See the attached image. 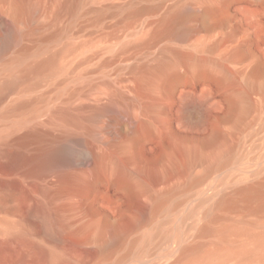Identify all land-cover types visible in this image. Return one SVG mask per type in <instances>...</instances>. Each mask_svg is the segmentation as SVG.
<instances>
[{"label": "bare ground", "instance_id": "bare-ground-1", "mask_svg": "<svg viewBox=\"0 0 264 264\" xmlns=\"http://www.w3.org/2000/svg\"><path fill=\"white\" fill-rule=\"evenodd\" d=\"M74 1L71 6H68V2L64 6L72 9ZM228 1L204 0L205 5L198 13L179 10L176 14L159 19L150 38L139 46L148 45L160 37L186 38L190 30L183 23L193 15L203 18L201 26L205 30V39L212 35H228L231 38L232 32L224 33L227 22L224 12ZM10 2L13 20L26 14V0ZM210 19L214 21L210 24L220 26L217 30H211L216 26L208 25L206 20ZM217 31L218 34H214ZM233 43H229L223 59L245 82L250 93L257 91L264 94V64L258 59L251 60L246 46ZM203 47L204 50L213 52L216 45ZM192 52L184 54L178 48H165L160 52L156 64L140 69L137 75L140 88L138 87L139 91L136 90L138 92L131 102L139 106L143 116L161 111L156 102L145 100L146 96L143 95L160 91L164 97H168L181 80L180 69L178 70L180 65L185 64L194 78L206 77V67L210 61L208 63L205 58H197ZM53 61L54 56H50L24 67L22 75L10 74L0 83V99L7 92L16 89L23 78L31 73L35 75L43 72ZM211 72L212 75L214 72ZM225 76L226 74H220V80ZM242 93H234L229 97L227 113L219 117L218 122L238 124L243 120L250 104L247 96ZM208 102L209 98L205 97L198 104L200 115L196 120L190 119L186 109L185 122L208 129ZM28 104L29 101H18L7 111L16 112L15 110H21ZM257 105L262 112L264 97ZM107 106L110 105L100 106L101 109L97 111H103ZM189 107L190 104L187 105ZM62 115V121H74L68 113L63 112ZM150 120L144 117L134 126L128 121L126 128L119 129V132L125 133V138L117 142L113 152H95L91 161L85 164L87 167L83 165L78 168L70 167L67 161L69 155L66 153L63 154H66L65 161L68 163H64L63 155L58 154L56 148L52 149L54 147L47 150L39 146L41 155H35L32 160V156L27 158L24 149L30 140H43L44 136L34 127L18 133L27 120L13 121L0 139V264H162L173 255L175 257L168 264H226L229 260H234L232 264H246L252 260L264 264V136H260L263 133L261 131L256 135L264 127L255 131L256 134L247 131V135H250L248 140L222 148L218 144L225 139V134L218 130V122L214 121L208 136L191 145L182 146L190 161V168L194 164H200L203 165V170L198 175L190 173L183 185L157 190L155 186L158 182H163L169 168L161 160L149 159L143 155L145 142L153 132ZM160 138L165 140L173 138V135L166 132ZM27 159L31 160L38 176H45L43 170L55 168L61 162L67 168L59 172L58 181L43 178L44 186L41 185L35 192L24 194L20 182L11 180L7 175L17 171L16 168ZM56 183L58 188L53 190L51 187ZM101 183L128 199L123 208L120 203L121 213L117 217L102 216L96 210L92 198L100 193ZM197 194L200 196L197 203L194 207L193 204L190 205L191 210L188 214L185 213V218L190 219V223L176 224L179 212L183 210L180 207L187 198ZM19 196L22 204L17 206L15 201ZM60 196L69 199L71 196H79L81 201L57 206ZM143 196H146V202H142ZM74 209L77 210L81 223L73 234L88 233L87 238L76 243L64 235L71 227L65 219L68 212ZM228 212L236 213L237 216L230 218ZM131 213L133 216L129 215ZM248 216L252 219H248ZM190 237L199 241L190 242ZM202 239H207L208 242H202Z\"/></svg>", "mask_w": 264, "mask_h": 264}, {"label": "rangeland", "instance_id": "rangeland-1", "mask_svg": "<svg viewBox=\"0 0 264 264\" xmlns=\"http://www.w3.org/2000/svg\"><path fill=\"white\" fill-rule=\"evenodd\" d=\"M72 1L74 0H26V14L17 21L13 20L10 14V0H0V83L10 74L22 75L24 67L54 56L49 68L35 75L29 74L20 81L16 89L7 92L5 97L0 99V139L13 121L20 120H27V126L21 127L18 133L28 127H34L44 136L43 140H30L24 149L27 158L32 156V160L40 156L39 146L47 150L54 147L52 149L56 148L58 154L63 155L64 161L68 157L69 163L63 161L64 163H68L70 167H81L91 161L95 152H113L116 148L114 146L125 138V133L119 132V129L126 128L128 121L134 126L139 119L145 117L147 120L151 119L153 132L145 142L143 155L149 159H159L169 168L163 182H158L155 186L160 190L168 186L183 185L190 173L198 175L203 170V165L200 164H194L192 169L190 168V161L182 146L191 145L209 135L214 121L218 122L219 117L227 113V101L234 93L243 92L250 108L238 124L218 122V130L225 134V139L221 140L218 146L232 147L237 142L249 139L247 131L252 134L264 127V110L261 112L257 105L261 103L264 94L261 95L257 91L250 93L247 86L245 87V82L238 77L225 58L223 59L232 41L234 45L246 46L251 60L258 59L264 64V0L227 2L224 33L232 32L231 38L228 35H212L205 39V30L201 26L204 23L203 18L193 15L183 23V26L190 30L186 38L160 37L145 46L139 45L150 38L156 21L176 14L179 10L198 13L205 5L204 0H76L74 7L70 9L68 6H71ZM67 2L68 6H64ZM211 20L213 19L206 20L208 25L216 26ZM211 22L213 23L210 24ZM219 27H213L211 30H217ZM214 34H218V31ZM201 44H214L216 48L213 52L207 51ZM165 48H178L184 54L194 50V56L205 58L206 62L210 61V64H215L217 68L215 71L214 66L207 65L206 77L197 79L191 76L190 69L185 64L180 65L178 70L180 69L181 80L168 97H164L160 91L143 95L146 96L145 100L156 102L161 109L159 113L146 115V118L141 114L139 106L131 102L140 88L137 75L143 66L156 64L160 52ZM220 74H226L223 80H220ZM205 97L209 98L206 105L208 129L186 123L185 110L190 114V119L196 120L200 115L198 104L200 105ZM191 100L196 104L191 105ZM18 101H29V104L23 107L24 110L7 111ZM106 104L110 106L103 111H97L101 109L100 106ZM189 104L190 109L187 108ZM63 112L68 113L74 121H62ZM262 130L255 134L258 135L261 131L263 133H260V136H264V129ZM166 132H170L173 138L162 140L160 136ZM63 153L69 156L65 157L66 154L64 156ZM29 159L21 163L14 173L7 172L9 176L6 174L11 180L20 182L24 194L35 192L41 185L44 186L43 178L58 181L59 172L67 168V165L61 162L55 168L43 170L45 176H38ZM51 188L57 189L58 183ZM16 193H19V190H16ZM20 197L15 201L17 206L22 204ZM199 197L197 194L187 198L185 204L180 207L183 210L179 212L176 224L190 223V219L185 217L191 210L190 205L193 204L194 207ZM80 199L79 196H71L70 199L60 196L56 205L67 206L80 202ZM92 200L98 213L112 217L121 213L120 203L123 208L128 202V199L117 191L106 188L104 183L100 184V193ZM146 201V196H143L142 202ZM76 212L75 209L68 212L65 220H68L71 227L64 234L68 240L75 243L82 242L88 236L87 232L73 234L74 229L81 223ZM129 215L133 216L132 213ZM225 215H230V218L237 216L231 212ZM247 218L252 219L249 216ZM191 241L199 239L190 237ZM204 241L207 239H202V242ZM174 257L175 255L166 259L162 264H168ZM233 262L234 260H229L226 264ZM246 264L258 262L252 260Z\"/></svg>", "mask_w": 264, "mask_h": 264}]
</instances>
